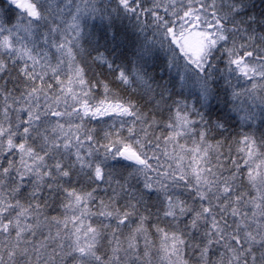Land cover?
I'll return each instance as SVG.
<instances>
[{
  "label": "snow or ice",
  "instance_id": "snow-or-ice-1",
  "mask_svg": "<svg viewBox=\"0 0 264 264\" xmlns=\"http://www.w3.org/2000/svg\"><path fill=\"white\" fill-rule=\"evenodd\" d=\"M0 264H264V0H0Z\"/></svg>",
  "mask_w": 264,
  "mask_h": 264
}]
</instances>
